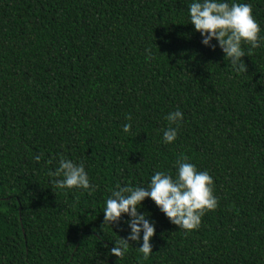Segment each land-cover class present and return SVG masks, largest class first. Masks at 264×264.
<instances>
[{"label":"trees","instance_id":"trees-1","mask_svg":"<svg viewBox=\"0 0 264 264\" xmlns=\"http://www.w3.org/2000/svg\"><path fill=\"white\" fill-rule=\"evenodd\" d=\"M188 2L0 0V264H264V46L234 71ZM238 2L264 36V0ZM57 154L83 161L95 191L57 189ZM179 154L212 176L217 207L185 232L145 198L152 253L129 241L111 255L128 228L124 214L102 224L110 190L174 175Z\"/></svg>","mask_w":264,"mask_h":264},{"label":"clouds","instance_id":"clouds-1","mask_svg":"<svg viewBox=\"0 0 264 264\" xmlns=\"http://www.w3.org/2000/svg\"><path fill=\"white\" fill-rule=\"evenodd\" d=\"M186 12L194 31L200 34L201 44L210 48L218 46L224 59L236 72L245 71L242 57L264 46V36L260 35L261 29L252 15L250 3L238 0H189ZM242 44L249 45L247 51ZM145 53L149 58L152 56L149 49H145ZM182 119L183 113L179 108L165 115L169 126L162 131L163 143L170 144L176 140ZM130 128V123L122 125L124 133H129ZM57 155L58 166L49 171L50 177H57L52 181L57 189H80L89 194L95 191L96 185L90 182L83 161ZM33 159L38 162L41 156L34 155ZM173 167L174 175L162 170L153 171L146 186L118 184L110 190L104 200L102 224H115L124 214L128 228L127 236L120 237L109 249L111 255L122 257L129 241L139 242L137 248L144 258L152 253L150 238L155 225L147 218L148 214L139 211L145 198L153 201L170 223L185 232L197 229L204 213L217 207L213 178L207 170H197L196 165L183 154L177 155Z\"/></svg>","mask_w":264,"mask_h":264}]
</instances>
